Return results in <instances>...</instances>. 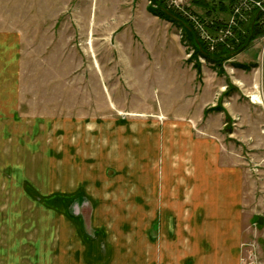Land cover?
Listing matches in <instances>:
<instances>
[{
	"label": "crops",
	"instance_id": "obj_1",
	"mask_svg": "<svg viewBox=\"0 0 264 264\" xmlns=\"http://www.w3.org/2000/svg\"><path fill=\"white\" fill-rule=\"evenodd\" d=\"M20 50L19 30L0 28V138L36 131L41 142L31 149L7 136L1 149L30 167L48 158L53 173L0 180L10 264H242L243 169L204 101L194 98L195 115L30 112Z\"/></svg>",
	"mask_w": 264,
	"mask_h": 264
},
{
	"label": "rangeland",
	"instance_id": "obj_2",
	"mask_svg": "<svg viewBox=\"0 0 264 264\" xmlns=\"http://www.w3.org/2000/svg\"><path fill=\"white\" fill-rule=\"evenodd\" d=\"M252 1L262 6L260 0ZM190 2L166 0L183 14L180 6ZM211 2L216 6L218 0ZM148 4V0H0V28L21 33L22 108L28 104L30 112L48 115L120 117L123 110L183 113L185 109L195 115L197 97L199 103L204 101L203 110L219 106L220 111L203 114H213V124L221 128L243 169L242 264H264V36L229 59H219L213 42L232 36L231 30L214 33L191 16L211 53L204 57L183 43L177 25L152 15ZM124 10L128 18L118 20ZM234 18L228 19L230 24ZM105 23H114L113 28L105 31ZM101 39L107 45L101 46ZM7 136L31 149L41 142L35 141L36 131L5 133V140L0 138V180L10 177L6 184L14 186L12 178L53 173L48 158L31 167L6 160L1 143ZM6 144L10 154L12 144ZM30 195L34 196L33 190ZM73 206V211L82 210ZM2 243L0 264H8L11 254Z\"/></svg>",
	"mask_w": 264,
	"mask_h": 264
},
{
	"label": "trees",
	"instance_id": "obj_3",
	"mask_svg": "<svg viewBox=\"0 0 264 264\" xmlns=\"http://www.w3.org/2000/svg\"><path fill=\"white\" fill-rule=\"evenodd\" d=\"M211 1L191 0L188 5L180 6L185 15L166 4V0H148L147 10L152 15L177 25L181 29L183 43H187L193 52L204 57L211 53L207 50L200 31L191 23V16H196L201 26L214 33L226 31L227 28L231 30L232 36L226 35L222 39L215 37L218 39L213 42V53L219 59L225 60L226 57L229 59L246 48L253 39L264 36V0H260L262 4L260 7L251 3L254 2L252 0H218L216 6ZM199 9L203 10V14L197 13ZM226 16L235 17L231 24ZM194 66L199 74V66L197 64ZM214 110L220 111L219 106L209 107L204 113Z\"/></svg>",
	"mask_w": 264,
	"mask_h": 264
},
{
	"label": "water",
	"instance_id": "obj_4",
	"mask_svg": "<svg viewBox=\"0 0 264 264\" xmlns=\"http://www.w3.org/2000/svg\"><path fill=\"white\" fill-rule=\"evenodd\" d=\"M258 222H259V223L262 222V218H261V217L258 218Z\"/></svg>",
	"mask_w": 264,
	"mask_h": 264
},
{
	"label": "bare ground",
	"instance_id": "obj_5",
	"mask_svg": "<svg viewBox=\"0 0 264 264\" xmlns=\"http://www.w3.org/2000/svg\"><path fill=\"white\" fill-rule=\"evenodd\" d=\"M259 100V99H258ZM256 101V100H255ZM260 102V101H259Z\"/></svg>",
	"mask_w": 264,
	"mask_h": 264
}]
</instances>
